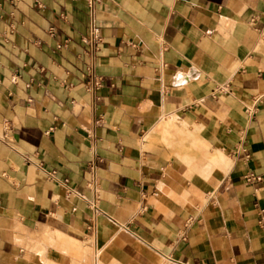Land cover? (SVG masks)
Instances as JSON below:
<instances>
[{"label": "crops", "instance_id": "obj_1", "mask_svg": "<svg viewBox=\"0 0 264 264\" xmlns=\"http://www.w3.org/2000/svg\"><path fill=\"white\" fill-rule=\"evenodd\" d=\"M96 16L93 108L87 0H0V264H264V0Z\"/></svg>", "mask_w": 264, "mask_h": 264}, {"label": "built area", "instance_id": "obj_2", "mask_svg": "<svg viewBox=\"0 0 264 264\" xmlns=\"http://www.w3.org/2000/svg\"><path fill=\"white\" fill-rule=\"evenodd\" d=\"M101 1L102 0H87L90 15V26L89 33L82 38L83 42L87 46L83 52V57L86 61L85 74L87 76L85 81V89L90 94L93 108L95 107V104L98 100L97 89L102 85L103 82V77L97 72L98 54L101 49L102 36L100 33V28L97 25L96 5ZM1 35L6 36L5 33ZM246 111L249 113H256L257 108L255 104H253L251 106H247ZM101 120L102 119L99 118L95 120V123H99ZM89 138L91 140V156L87 166L90 173V195H82V197L86 200L88 207L91 209L92 218L94 221L97 215L103 214L108 216V214L100 206L101 185L98 172L99 154L97 150V139L95 133L91 132L89 134ZM54 173L55 172H50V175L54 176ZM244 177L247 183L254 186L255 190H257V185L261 182L262 175L254 171H249ZM259 222L264 225V210H261L260 212Z\"/></svg>", "mask_w": 264, "mask_h": 264}]
</instances>
